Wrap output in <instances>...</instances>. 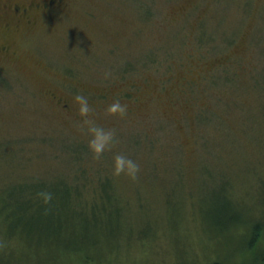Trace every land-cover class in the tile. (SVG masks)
<instances>
[{
    "label": "rangeland",
    "instance_id": "374dc122",
    "mask_svg": "<svg viewBox=\"0 0 264 264\" xmlns=\"http://www.w3.org/2000/svg\"><path fill=\"white\" fill-rule=\"evenodd\" d=\"M8 1L0 264H262L264 0H62L31 21ZM76 94L115 131L99 158ZM81 143L90 168L64 203L53 175ZM117 153L135 179L113 174Z\"/></svg>",
    "mask_w": 264,
    "mask_h": 264
},
{
    "label": "clouds",
    "instance_id": "9594fccd",
    "mask_svg": "<svg viewBox=\"0 0 264 264\" xmlns=\"http://www.w3.org/2000/svg\"><path fill=\"white\" fill-rule=\"evenodd\" d=\"M107 75V73H105ZM78 104V112L84 117L82 123L87 125V131L90 133L88 146L96 158L115 142V131L111 128L100 126L90 117L92 108L89 104V98L83 94H76L74 97ZM109 113L119 114L124 116L127 113V104L122 103L119 99L114 100L107 106ZM140 169V165L131 157L117 153L113 160V174L119 175L125 173L135 179ZM46 198H50L51 194H45Z\"/></svg>",
    "mask_w": 264,
    "mask_h": 264
},
{
    "label": "trees",
    "instance_id": "16d2710c",
    "mask_svg": "<svg viewBox=\"0 0 264 264\" xmlns=\"http://www.w3.org/2000/svg\"><path fill=\"white\" fill-rule=\"evenodd\" d=\"M141 5L144 7V5H146V0H143ZM84 145L87 147V144H85V143L73 144L70 146L65 145V147L63 145V147H62V149H66L68 151V154H69V156H67V159L65 162L69 163L71 169H73V170H71V172H62L60 170H56L55 175H53L54 178L58 177L57 178L58 179V184H57L58 188H59V186H61V185H59V183L61 182L64 184V187H66L68 189V191H70L65 196L64 203L65 202L70 203L72 201L73 194L71 193V191L77 190V187H78V184H76V183L70 184V183H68V181L73 179V178H77V177L78 178L85 177L84 174L87 173V166L89 165V163H91L90 161H88L87 148ZM88 167L90 168V165ZM155 167H157V166L155 165L154 168ZM98 170H101V168L97 167L96 171H98ZM71 173L74 174L75 176L72 177ZM92 178L90 180H92ZM78 193H79V190H78ZM97 196H98V194H97ZM100 196L102 197V195H100ZM76 197L77 198L81 197L80 193ZM107 197H110V196L107 195ZM78 204L84 206L81 201H78ZM88 204H91V203H88ZM81 209H83V208H81ZM258 232L260 233L259 228H257L255 230V233H254L255 237H256ZM257 261L262 262V264H264V257L262 258V260H257ZM212 264H220V263L214 261V262H212Z\"/></svg>",
    "mask_w": 264,
    "mask_h": 264
},
{
    "label": "flooded vegetation",
    "instance_id": "af4514ba",
    "mask_svg": "<svg viewBox=\"0 0 264 264\" xmlns=\"http://www.w3.org/2000/svg\"><path fill=\"white\" fill-rule=\"evenodd\" d=\"M61 2L62 0H35L29 2L9 0L8 2L3 3L1 9L4 10L6 16L11 17L13 20L22 21L24 18L31 21V18L36 19L38 13L41 14L45 11H49L58 6ZM33 13L35 14V17ZM7 25H10V23H7Z\"/></svg>",
    "mask_w": 264,
    "mask_h": 264
}]
</instances>
